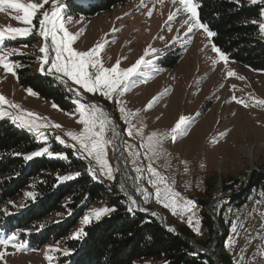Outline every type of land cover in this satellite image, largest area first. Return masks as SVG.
Segmentation results:
<instances>
[{
	"label": "rangeland",
	"instance_id": "1",
	"mask_svg": "<svg viewBox=\"0 0 264 264\" xmlns=\"http://www.w3.org/2000/svg\"><path fill=\"white\" fill-rule=\"evenodd\" d=\"M71 1L55 0V6L60 9L64 28L76 37L72 43L75 51L87 52L102 45L95 59L105 68L119 63L121 71L143 58L144 63L125 81L128 91L90 93L62 73L48 71L56 59V46L51 36L45 39L39 35V20L44 11L51 12L53 0L40 9L31 25L22 22V12L5 5L0 10V31L5 33L0 55L7 57L15 75L0 65V95L8 102L0 104V121L47 143L44 149L48 151L43 149L42 155L52 157L48 153L53 142L70 149L85 162L93 179L127 197L130 211L158 215L167 229L185 226L196 239H206L199 201L214 199L219 203L238 190L249 174L264 168V72L241 68L224 54L226 60L221 59L213 50L212 36L195 26V19L179 0H130L93 19L78 20L66 17ZM259 23L264 25V9ZM10 28H27L30 34L9 39ZM46 45L47 52H41ZM20 57L33 62L35 75L51 76L71 94L74 114L61 111L20 85L17 69L25 68ZM229 72L235 75L229 76ZM181 116L191 122L186 133L173 141L170 132ZM82 119H89L91 132H84ZM101 122L104 155L98 161L67 133L91 136L100 131ZM158 189L160 201L156 198ZM31 192L29 189L24 198L0 207V240L14 235L4 231V221L23 207ZM113 212L102 202L93 204L71 237L79 238L85 226ZM225 217L233 219L224 248L233 263L264 264V196L241 209L229 208ZM13 244L23 247L18 250ZM0 253V264H64L63 259L70 256L64 241L27 250V241L19 235L7 245L0 244Z\"/></svg>",
	"mask_w": 264,
	"mask_h": 264
},
{
	"label": "trees",
	"instance_id": "2",
	"mask_svg": "<svg viewBox=\"0 0 264 264\" xmlns=\"http://www.w3.org/2000/svg\"><path fill=\"white\" fill-rule=\"evenodd\" d=\"M129 1L73 0L67 4L65 14L74 20L93 19ZM192 2L200 23L215 33L212 44L220 53L241 68L264 72V41L259 23L264 0ZM23 62L21 66L25 68L17 69V77L24 89L53 102L65 113L76 112L71 94L63 86L51 76L35 75L29 58H23ZM47 146L31 133L0 121V207L24 198L30 189L32 197L7 216L4 231L27 241V250L64 241L70 251L64 264H234L224 252L233 221L232 217L226 219L225 212L229 208L241 209L264 196L263 168L249 174L238 190H232L219 203L214 199L199 201L207 236L199 240L188 227L167 229L158 215L130 211L125 195L93 179L85 162L56 142L50 147L52 157L25 159ZM238 183L235 179L234 184ZM99 202L114 212L85 226L79 238H72L88 209Z\"/></svg>",
	"mask_w": 264,
	"mask_h": 264
},
{
	"label": "snow or ice",
	"instance_id": "3",
	"mask_svg": "<svg viewBox=\"0 0 264 264\" xmlns=\"http://www.w3.org/2000/svg\"><path fill=\"white\" fill-rule=\"evenodd\" d=\"M176 0H173L175 3ZM253 3H256L257 0H252ZM179 3L182 5L184 10H187L191 13L193 19H195V26L200 28H204L205 31L208 32L209 36H214L215 33L207 30V27L200 23L197 19V11L196 7L193 5L192 0H179ZM49 4V0H42L41 3H28L23 4L20 0H0V10H2V6H7L10 9H14L17 12L23 13L22 22L27 25L32 24L33 18L40 11V9L44 8L45 5ZM60 9L55 6V0H53V7L51 12L44 11L42 13V18L39 20V35L47 39L51 36L52 43L56 46V59L51 64L48 69L49 72L55 70L56 72L62 73L64 76L69 77L76 84L80 85L86 91L90 93H95L97 90H102L101 94L103 95H111L112 93L126 92L128 91V84L125 81L129 80V78L136 73L137 69L140 67L142 63H144L143 58L138 60L135 65L131 68L121 71L119 63L111 68H105L103 63L99 59H95L99 55V50L102 48V45H97V47L87 51V52H78L72 48V43L75 41L76 37L70 34L66 28H64L63 23L59 18ZM16 19H20V17H16ZM261 30H264V25H260ZM191 30V29H190ZM9 39H15L19 36H26L30 34V30L20 29V28H10L8 30ZM62 32L63 36L58 37L57 33ZM5 38V33L0 31V53L3 52V42ZM213 50L220 54L221 59H225L226 57L220 53V50L213 46ZM41 52H47V45L41 49ZM67 55H64V54ZM7 57L4 55H0V65H2L5 69L12 72V66L10 63L6 62ZM47 62V61H45ZM89 68L94 69V71L90 72ZM43 70V69H42ZM15 75V72H12ZM229 76L235 75L234 72H229ZM31 91V90H29ZM34 94V93H32ZM239 102V101H238ZM8 103L2 95H0V104ZM261 103H264L262 101ZM12 107H16V105H12ZM82 108L84 106H81ZM151 107V104H149ZM121 112H124V109H120ZM91 119V117H89ZM89 119H82L80 123L85 124V133L91 132V126L89 125ZM190 119L188 117L181 116L175 126L171 129L170 135L175 141L178 135H183L187 131V125L190 123ZM55 127L59 128L60 125H55ZM103 122L100 123V131L92 132L91 136L81 135L77 136L74 133H67L73 140H78L81 148L87 151L89 156H94L98 161L101 160V157L104 155V148L102 137H103ZM128 135L131 136V129L128 131ZM92 137H96L93 139ZM64 143L63 140L60 141ZM47 149H44L43 152H47ZM43 152H35L31 155L25 157V159H32L33 156L42 155ZM52 155V153H48ZM106 163V162H105ZM151 170V169H150ZM154 174V170H152ZM158 175V174H156ZM161 181L163 178H160ZM27 195L32 196L31 193ZM156 198L160 201V191L157 190ZM165 199H167V195H165ZM165 207L169 205L167 203L164 204ZM99 215V213H97ZM87 217L85 220L87 221ZM235 231V229H233ZM15 235L9 237L6 240H0V244L7 245L9 240H14ZM13 247H17L18 250L22 249V245L13 244ZM3 254L0 253V259H2ZM50 259V257H48Z\"/></svg>",
	"mask_w": 264,
	"mask_h": 264
}]
</instances>
